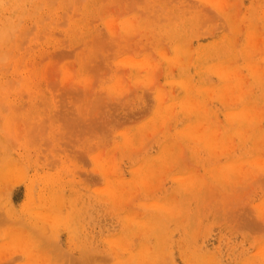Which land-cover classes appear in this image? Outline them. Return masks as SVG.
I'll list each match as a JSON object with an SVG mask.
<instances>
[{
	"label": "rangeland",
	"instance_id": "374dc122",
	"mask_svg": "<svg viewBox=\"0 0 264 264\" xmlns=\"http://www.w3.org/2000/svg\"><path fill=\"white\" fill-rule=\"evenodd\" d=\"M0 264H264V0H0Z\"/></svg>",
	"mask_w": 264,
	"mask_h": 264
},
{
	"label": "bare ground",
	"instance_id": "6f19581e",
	"mask_svg": "<svg viewBox=\"0 0 264 264\" xmlns=\"http://www.w3.org/2000/svg\"><path fill=\"white\" fill-rule=\"evenodd\" d=\"M5 35V32L2 30H0V40H3L4 39V36Z\"/></svg>",
	"mask_w": 264,
	"mask_h": 264
},
{
	"label": "snow or ice",
	"instance_id": "6c2138e0",
	"mask_svg": "<svg viewBox=\"0 0 264 264\" xmlns=\"http://www.w3.org/2000/svg\"><path fill=\"white\" fill-rule=\"evenodd\" d=\"M260 217H261L262 220H264V210L261 211Z\"/></svg>",
	"mask_w": 264,
	"mask_h": 264
}]
</instances>
